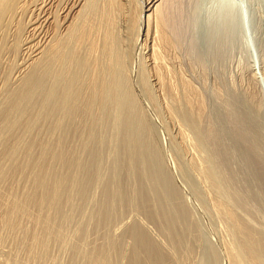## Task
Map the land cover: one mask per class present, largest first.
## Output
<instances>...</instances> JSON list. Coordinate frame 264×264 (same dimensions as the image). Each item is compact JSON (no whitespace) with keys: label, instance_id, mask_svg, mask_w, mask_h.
<instances>
[{"label":"bare ground","instance_id":"1","mask_svg":"<svg viewBox=\"0 0 264 264\" xmlns=\"http://www.w3.org/2000/svg\"><path fill=\"white\" fill-rule=\"evenodd\" d=\"M262 6L264 0H0V52L4 50L14 56L11 66L14 64L19 69L15 89L4 94L6 105L0 108V243L11 240L10 243L23 248L25 260L16 263H38L52 243L63 244L67 235L61 233V223L70 217L67 209L78 208L73 202L74 195L83 196L82 189L91 188L88 186H93L92 181L96 184L100 181L93 158L94 149L100 150L102 142L97 141V132L106 126L114 131L115 124L120 128L114 132L118 134L119 130L118 136L121 133L122 138V142L119 140L121 150H118L123 157L120 160L124 161L122 178L124 182L136 184L131 182L135 187L129 191L122 185L120 176L111 174L106 179L107 184L104 180L101 196L106 208L101 212L102 206H99L98 212L102 214L99 222L102 225L93 222L90 227L107 228L120 206H139L159 230L164 229L171 239L168 241L180 247L182 236L176 233L177 221L172 220L170 212L162 205L164 199H159V191L156 196L154 188L160 182L153 178L156 185L146 178L154 177L158 171L150 169L153 167L147 164L146 148L141 147L148 129L138 113V101L132 95L128 74L136 48L143 46L147 63L146 68L138 72L139 83L148 99L153 100L150 85L170 98L171 104L164 105V109L171 119L174 113L179 119V144L178 149L175 148L180 151L178 157L179 154L186 157L188 153L183 145L188 136L184 128L202 146L203 151L196 147V142L189 144L197 148L194 151L204 154L196 151V155L201 156L199 159L189 154L188 166L199 173L201 192L211 205L212 213L224 218L222 225H229L230 231H227L232 233V244L224 252L228 264H264V104L251 101L253 94H248L253 90L251 86L248 90H252L246 92L244 86H240L242 83L239 85L238 81L227 77L223 79V72L220 82L224 90L218 85H215L217 89L208 90L212 100L209 106L198 90L201 85L197 89L193 81L180 73L172 76V68L162 59L165 51L172 50L186 38L189 67H196L204 77L208 67L223 63L224 55L220 53L228 42L238 45L245 29L258 30L255 19ZM258 43L261 42L258 40ZM262 43L259 50L263 55L264 41ZM146 69L150 71L151 82ZM139 132H143L144 135L140 134L144 139L139 138ZM180 171L186 175V171L184 174V170ZM145 182H154L155 187L147 183L152 186L148 188ZM165 186L163 191H171L168 186L166 189H169L164 190ZM150 189L156 195H152ZM186 211L178 204L181 219L186 220ZM83 232L77 231L79 237L85 236ZM125 232L133 251H127L132 255L128 254L131 258L125 259L123 264H170L165 258L168 253L162 254L159 244L149 238V232L142 225L129 223ZM118 236L111 231L101 236L100 242L98 238L90 239L95 245L89 250L75 242L76 245L70 246L71 254L76 255L73 258L82 257L83 264H112L113 259L109 257ZM209 252L208 264H217L213 248Z\"/></svg>","mask_w":264,"mask_h":264},{"label":"rangeland","instance_id":"2","mask_svg":"<svg viewBox=\"0 0 264 264\" xmlns=\"http://www.w3.org/2000/svg\"><path fill=\"white\" fill-rule=\"evenodd\" d=\"M251 4L253 5L252 7H254L256 10L257 9L256 5L253 2ZM263 8H264V6H262V8H260V9H258V13L256 14L257 18L255 19L256 26L259 25L258 27H260V28L257 27L258 30L255 32L252 31L251 29H249V30L245 29L247 31L244 30L245 32L244 31L242 32L243 35L241 34V36H240L241 41L239 40L238 43H240V44H238V45L234 44L232 46V44L230 45V42H228L227 46L228 45L229 46L227 47L225 45L222 48V50H224V51H221V53H220L222 55V57L224 55L223 61H221L223 63H220L222 66L220 64L218 66V64H217L216 65L217 68L216 67H208L209 69H206V75L204 77H202L199 69H195L196 67L194 69H191L189 67V62H188V58H187V39L186 38L184 40L183 39L180 40V44L176 45L175 48H172V50H168L169 52L165 51L166 53L164 52L162 54V57L165 56L164 58H162V59H164L163 61L165 62V63L164 62L163 63L167 64V66L169 68H172V71H173L172 76L179 75V73H180L185 78L187 77V79L190 80L191 82L193 81L192 84L197 89L201 87L198 90H200V92L203 93L204 98H205V102H206V104L208 102L209 106L212 104V100L208 95V90H210L211 88H212V90L215 88L217 89V87H216L217 85H218L219 89L223 88V90H224V85L222 86L221 82H220V80L222 79V77L224 75L225 76L223 77V79H225L227 77V78L235 80V82L238 81L237 82L238 84H239V82H240V84L242 83L243 85L242 84L241 85L239 84V85L242 88L244 86L243 89L246 92H248L249 90L251 91L253 89L254 91L252 90L251 92H248V94H251V95L253 94L252 96H250L251 101L253 103L255 102L254 104L259 103L258 105H263L264 104V63L263 62L264 61H262L261 59L264 58V56H263L264 54L262 55L261 51L259 50L260 45L263 44L262 42L264 41V9ZM257 22H258V24H257ZM256 32L257 33L259 32V33L257 34ZM258 35H261L262 39ZM258 40H259V42H261L260 45L258 43ZM184 44H185V46H184ZM139 47L136 48L135 53L133 54L134 58L131 59V61L129 62V66H128V74H130L129 79L131 80L130 81V84H131L130 87H131L132 95H134V97H136L135 99L138 101L137 102L135 100L137 102L136 103L137 109H139L138 113L141 115L142 120L145 119L144 122L147 124V129H148L147 133L144 132V134L146 136L143 134V132L142 133L139 132L140 136L139 135L138 136L140 139L142 136L141 134H143L145 137V139H144V137H142V139H144L143 140L144 142L141 141L143 143L139 142V144L141 143V147H143V149L146 148V150H144L145 156H146V154H148V157L150 156V158L147 157V159L149 161L150 160L151 161L149 162L147 159L146 160H147V164L150 163L149 166H151L153 168H150L149 166L148 167L152 170L154 169V171H158L156 173L152 172V173H154L153 175H155L154 177L151 176V177H146V178H148V179L150 178V180L152 179L154 181L153 178L156 177L155 180L157 182H160V183H158V185H157V182L154 181L155 184L157 185L156 187H155L154 182H152V184L150 182H147V183H150L152 186L154 185V187H155L154 189H155L157 195L153 193L154 190L152 191L150 189V191H152L151 192L152 195L154 194V195L158 196L157 191L160 192L159 195L161 197H159V199L163 198L164 199L163 203L165 204L164 205L162 203V205L164 206V208L168 212H170L169 215L172 218V220L174 222L177 221L176 225H177L178 229L176 230L177 231L176 233H178L179 237H180V235L182 236V237H180V242H181V243H179L180 247L172 245L171 242L168 241L170 239V237H168L166 235V232H164V229H162L163 231H161V229L159 230L158 226L147 217L145 212L142 211L141 208H139V206H135L132 208H128V207L126 208L125 205H122L124 207L120 206L118 209L116 208L117 211H119V212H117L115 210V212H117L116 213L117 216L113 217L114 220L112 219V222L109 224L110 226L108 225V227L110 228L109 229L110 233L107 231L108 227L103 228V226H101V227L98 226L97 229H95L94 227H90V226H93L92 225L93 222L95 224L98 223V225H102V224H99V222L102 221V218H100V216L102 214L98 213V212H100V209H101V212H104L103 210L105 207L104 205H102L103 204V196H101L102 190H103L102 185L105 183L104 180L106 181V184H107V180L111 177V174H113V176L115 175L116 177L120 176L121 178L123 176L121 174V170H122V166L124 164L123 163L124 161L122 162L120 160L122 156L120 155V151H118V150H121V148L119 146H120V144H122V143H120V141L122 142V138H120L121 133H120V136H118L119 130H118V134H116L117 131H115V130H117V128L119 129L120 126L118 124L114 123L116 125L115 126L116 128L114 131L116 133L113 131V128H111V127L109 128L108 126H106L104 128L102 127L101 130L99 129L97 132V141H102L101 146H100V150H98L99 148L98 149L96 148L98 151L96 149H94L97 153L94 151V154H93V158L95 157V159H96V166H95L96 169L95 170L96 171L98 170V172H99L98 175L101 176V177H99L100 181L98 179H94V180L99 181V182L97 181L98 185L96 184V181H92L93 186H88L91 188L86 187L85 191H83V189L81 191L84 193L80 192V194H83V196L80 195L81 197H79V194H77L78 196L74 195L73 202L75 203V205L78 206V208H74L75 210L70 209V211H69V209H67L69 212L67 210L66 211L70 217H69V219L67 217L65 222L61 223L63 225L62 230L60 227L61 224L59 226V228H60L59 231L61 230V233H64L63 235H65V236L67 235L66 239H64L63 244L61 242L62 245H58V244H60L58 242L56 243V245L54 243H52L48 253H46L43 256V259L44 258L45 259L44 260L42 258H41V260H40V258H39V260L36 259L40 262L37 263L34 261L35 262L34 264H69L72 261H74L76 264H79V262L82 261L83 258L79 257L78 255L76 258H73V256H76V255H74V253L71 254L72 253V251H71L72 247H70V246H72V244L74 245L76 242L77 246L80 245L79 247L84 248L86 250H89V249H91L90 247H93V245H95V244L92 245V243H93V242H91L92 239H93L92 241H94V240H97V238H98L99 240H97V241L100 242L102 240V239L100 240V237L101 236L103 237V235H105L106 233L111 234V231H112V233L116 232V234L117 235L119 234V236L117 237V245H116L117 248L114 247L113 248L114 250L112 249L114 251L113 253H115V254L113 257H111L113 253L112 254L110 253L109 258L113 259V260L111 259L112 264H123L124 262H126L127 259L131 258L130 256L132 254L130 252L133 251V249L131 248L132 245L130 244V241L128 239L129 235L125 232V227L129 223L130 224H136V225L137 224L142 225V227L145 228V230L147 229V231L149 232V235H150L149 238L154 240L157 245L159 244L158 246L162 250V254L163 253L169 254V255L165 254V258L167 259L168 262H170V264L173 262V260H174L173 264H175L176 263L175 261H177V257L179 259H178V262L176 264H178V263H181V264H186V263L187 264H197V262L200 263V261H201L200 264H208L207 258H208V255L210 253L209 251H212V248H213V252H215V255L217 254L216 255L217 259H218L217 264H228V262L225 258L224 252H225V249H227L230 246V243L232 244V233L227 231V230L230 231V229H227V228H229L228 227L229 225L226 224L227 227L225 225H222L223 224L222 221H225V220H223L224 218L221 217L222 219H220V218L216 217L217 215H215V213H212L213 209H212L211 205L208 203L210 205V207L208 206V204L206 202L207 199L205 198V196H203V193L201 192L202 191V189H201L202 181L200 180V177L198 175L199 173L197 174V170H195L196 172L194 170H192L191 169L192 167L191 168L189 167L190 165L188 164V161H187L188 160L187 156L189 154H190L189 157L191 155L194 156L197 154L196 151H198V150L194 151L195 149L199 148L200 150L203 151V149L201 148L202 146H200L198 144V142L196 140H194L195 137L193 136V134H190L191 135V140H190V135L188 134L190 131L189 130L187 131L186 128H184L185 130L184 129L183 130H184V132L186 131L185 134H186V136L187 135L188 136H187V138L185 137L186 139L183 141V145L185 147V153H186V151L188 153H186V155H187L186 157L184 155L179 154L180 157L183 156L182 158H185L184 160L181 159L180 157H178V153H180V151L177 150L178 151L177 152L175 148H177L176 146L179 144L178 143L179 139H177L178 138L177 130H178L179 119L175 118L177 116V114L175 115L174 112H173L174 114H172V117L173 116H175V117H173L172 119L169 115L167 116V114H165L166 112H165L164 108L166 107L167 104H169V105L171 104L170 103L171 100L169 97L166 98V96H163L160 93V91L157 88H155V86L150 85V90H151L153 100L150 98L148 99L147 96L144 95L145 92L139 83L138 72L142 67L145 66V63H147L146 62L147 59L145 61L146 55L144 53L146 50H144L143 46L142 47L139 46ZM138 50H139V52H138ZM258 53H260V54H258ZM135 54H137V56ZM7 55H9V56H7ZM184 55H186V56H184ZM257 56H258V58H257ZM12 57L14 58V56H11V54L7 51L5 52L3 50L2 52H0V108H2V109L6 105V100H5L4 94L5 93L8 94L9 91H14V89H15L14 80L17 78V76L19 74V72H18L19 69L17 68V66L14 64L11 66V64H12L11 61H13ZM260 60L262 62H260ZM142 61L143 62L145 61V62L143 63ZM20 62H21V60L19 58L18 63H20ZM141 63H143V64H141ZM179 63H181V64H179ZM176 67H178V68H176ZM220 67H221V69H220ZM145 68H146V66H145ZM145 68H143V69H145ZM211 68H213V69H211ZM188 70H190V71H188ZM146 71H147L146 72L147 76L149 75V82H151V80H150L151 74L148 73L150 71H148L147 69H146ZM213 71H215V72H213ZM220 72H222V73H220ZM223 72H224V75H223ZM186 74H188V75H186ZM240 74L242 75V77ZM188 76H189V78H188ZM214 76L215 77L217 76V77L215 78ZM220 76H222V77H220ZM190 77L192 80L190 79ZM219 77H220V79H218ZM219 82H220V84H219ZM238 84H237V86H238ZM199 85H201V86L199 87ZM212 85H213V87H212ZM202 86H204L205 90L206 89L207 90L204 91V88H202ZM250 86L252 87V89L249 88V90H248V87H250ZM254 95H256V96H254ZM253 97H255L256 99ZM254 99H255V101H254ZM256 100L259 102L257 103ZM164 105H165V107H164ZM0 111H1V109H0ZM139 131H141V130H139ZM148 138H150V139L147 140ZM101 139H103V140H101ZM104 140H106V141H104ZM108 140H110V141H108ZM192 141H193V143L196 142L198 144V145L195 144L197 148H195L194 146H191V145H193V143H191ZM98 144H100V143H98ZM151 144H152V146H151ZM189 144H191V145H189ZM121 147H122V145H121ZM192 147H194V148H192ZM150 149H151L152 154L149 151ZM114 150H115V152H114ZM145 151H147L148 153H146ZM175 151L177 152V154L175 153ZM199 151H198V154H200V155L204 154V152L201 153L202 151L201 152H199ZM102 152H103V154H102ZM153 152L154 153L156 152V154H154ZM98 153H99V155H98ZM95 154L98 157H96ZM196 156H198V155H196ZM199 156L194 157V158L199 159L201 157V156L200 157ZM178 158L180 160H178ZM87 159H89L88 156H87ZM122 160H123V157H122ZM181 160L183 163L182 162L180 163ZM178 164L179 165L182 164L181 168L179 167ZM117 169H119V170H117ZM179 169L184 170L183 174L186 171V173H185L186 175L183 176L180 173L181 171ZM115 170H117V171H115ZM152 170H150V171H152ZM157 175H160V176H158V178H157ZM147 176H149V175H147ZM161 176H162V178H161ZM146 178H145V180L148 181V179H146ZM198 178L200 181L198 180ZM121 180L123 181L122 185L124 186V188L128 189L129 191L131 189L134 190L133 187H135V185H132V184H136V183H134V181L133 182L130 181L129 183H127V182H124L123 178ZM161 180H162V182L163 181H165V182L162 183ZM131 182H132V184H131ZM147 183H146V187L149 186L148 188H152V186L148 185ZM164 184H166V186H168L170 188V189L169 188H167V189H169L171 191H169V192L163 191ZM90 185H92V183H90ZM166 186H165L164 190H167ZM104 187L106 188L107 186H104ZM161 187H162L161 190L164 193L165 192L167 193L166 197H165V195H163V192L160 190ZM172 190L174 192L170 193V192H172ZM196 191H198L199 193ZM162 195H163V197H162ZM203 197L206 200H204ZM153 198L156 199L157 197H153ZM166 200L169 202H167ZM158 203H159V201H158ZM178 204L182 205L185 208V211L187 210L186 211L187 216L185 218L186 220L181 219L179 217V215H178ZM99 206L100 207L102 206L103 209L100 208ZM169 209H171V210L169 211ZM66 211H65V213H66ZM95 211H97V212H95ZM68 215H66V216H68ZM176 215H178L177 216L178 219L176 218ZM115 218H117V219L115 220ZM88 220H90L89 223H87ZM263 224H262V227H263ZM224 226L226 228H224ZM86 228H88V229H86ZM77 231H82V232L85 231L82 234L85 236L79 237L78 234L80 232H78V234H77ZM179 231H181V232H179ZM94 232H96V235ZM99 233H101V236H99L100 235ZM165 239L167 240L166 242H165ZM220 240H222V242ZM10 241H6V242L3 241L0 243V248L2 247L0 249V264H2L3 262H5L6 264H12L13 262H15L14 264H18L16 262L25 260V254L26 253L24 252L23 248L17 247L16 244L10 243ZM87 241H88V243H87ZM118 241L120 242V245L118 244L119 243ZM83 242L87 243V244L85 245ZM185 242H186V244H185ZM121 244L123 247L121 246ZM221 245H223V246H221ZM52 246H53V248H52ZM120 247H121V249H120ZM174 247H177L179 249L174 248ZM115 248H116V250H115ZM129 249H132V250H129ZM186 249H189L191 252H189V250H187L188 251L187 252ZM179 250H181V251H179ZM127 251H130V252H127ZM171 251H173V252L175 251L174 253H178V252L179 253L174 254ZM172 254H174V255H172ZM183 254H186V255H183ZM120 255L123 257H120ZM187 255H189L190 258L187 257ZM167 256H168V258H167ZM183 256H185L187 258H185ZM200 256H201V259H199ZM11 258H12V260H11ZM14 258L16 261H13ZM75 259H77V260H75ZM114 259H116V260H114ZM198 259H199V261H197ZM5 263H3V264H5ZM84 263H85V261H84ZM80 264H83V263L80 262Z\"/></svg>","mask_w":264,"mask_h":264}]
</instances>
